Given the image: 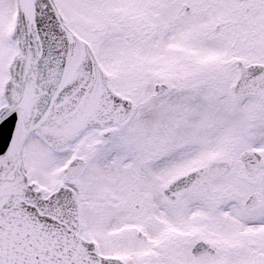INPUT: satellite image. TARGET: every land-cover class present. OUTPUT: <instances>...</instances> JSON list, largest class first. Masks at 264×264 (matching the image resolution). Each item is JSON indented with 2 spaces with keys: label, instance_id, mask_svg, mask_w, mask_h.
<instances>
[{
  "label": "snow or ice",
  "instance_id": "obj_1",
  "mask_svg": "<svg viewBox=\"0 0 264 264\" xmlns=\"http://www.w3.org/2000/svg\"><path fill=\"white\" fill-rule=\"evenodd\" d=\"M0 264H264V0H0Z\"/></svg>",
  "mask_w": 264,
  "mask_h": 264
}]
</instances>
